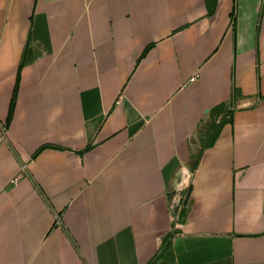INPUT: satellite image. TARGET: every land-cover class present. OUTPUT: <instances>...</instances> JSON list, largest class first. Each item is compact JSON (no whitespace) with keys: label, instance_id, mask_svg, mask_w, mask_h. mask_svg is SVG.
Returning <instances> with one entry per match:
<instances>
[{"label":"crops","instance_id":"crops-1","mask_svg":"<svg viewBox=\"0 0 264 264\" xmlns=\"http://www.w3.org/2000/svg\"><path fill=\"white\" fill-rule=\"evenodd\" d=\"M0 125V264H264V0H0Z\"/></svg>","mask_w":264,"mask_h":264},{"label":"trees","instance_id":"trees-1","mask_svg":"<svg viewBox=\"0 0 264 264\" xmlns=\"http://www.w3.org/2000/svg\"><path fill=\"white\" fill-rule=\"evenodd\" d=\"M216 111H218V109L217 110H215V112ZM183 203V202H182ZM179 219L178 220H176V221H180L181 220V218H182V215H183V209L180 211V213H179ZM175 221V222H176ZM177 232V229H173L166 237H165V239H164V241H163V243H162V247H161V249H160V251H159V253H158V255L156 256V258L150 263V264H156L157 262V259H159L161 256H163L164 255V253L165 252H167V251H169V249H170V247H171V242H172V239H173V237H174V234Z\"/></svg>","mask_w":264,"mask_h":264},{"label":"built area","instance_id":"built-area-1","mask_svg":"<svg viewBox=\"0 0 264 264\" xmlns=\"http://www.w3.org/2000/svg\"><path fill=\"white\" fill-rule=\"evenodd\" d=\"M196 78V75L195 76H192L191 80H194ZM0 130L2 131V133H5V126H1L0 125ZM27 166L25 164L22 165V170H26ZM19 179V176H16L13 180V182H16L17 180ZM179 215V214H178ZM60 215L56 214V221H60ZM178 219V216H177V213L174 214V220H177Z\"/></svg>","mask_w":264,"mask_h":264}]
</instances>
